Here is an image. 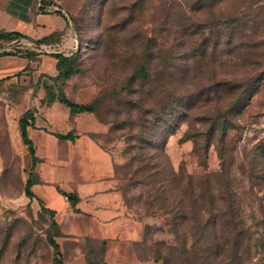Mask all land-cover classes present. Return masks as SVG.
Wrapping results in <instances>:
<instances>
[{
    "label": "rangeland",
    "instance_id": "374dc122",
    "mask_svg": "<svg viewBox=\"0 0 264 264\" xmlns=\"http://www.w3.org/2000/svg\"><path fill=\"white\" fill-rule=\"evenodd\" d=\"M260 1L264 17V0ZM72 3L81 37L78 71L73 81L77 85L94 83L100 89L97 115L111 125L105 141L118 144L120 159L125 164L119 171L124 177L126 201L137 214L160 222V242L154 243V255L157 251L162 264H190L192 258L183 248L185 244L190 247L192 240L186 239L184 226L175 228L171 220L173 174L185 169L202 193L209 190L211 194L225 185L223 178L209 177L221 170L217 150L212 147L208 158L195 156L194 144L186 138L190 119L183 115L187 108L194 109L196 114L204 111L200 106L195 108L187 94L193 89L188 87L193 54L189 38L199 31L198 25L206 16L202 8L206 3ZM260 38L254 35L252 40ZM250 59L253 61L248 65L239 58L222 56L216 65L219 78L241 80L264 71V50L252 51ZM142 65L148 78L136 74ZM233 120L236 123L229 133L224 162L229 174L224 178L229 181L245 232V264H250V259L264 264V154L260 152L264 150V86L251 106ZM24 172L23 152L17 149L15 160L5 164L1 180L4 197L13 188L17 201L14 210L0 217V264H57L56 251L50 244L53 216L35 203L24 205ZM221 188L226 190V186ZM217 204L221 205V201L217 200ZM206 244L201 241L197 251Z\"/></svg>",
    "mask_w": 264,
    "mask_h": 264
},
{
    "label": "crops",
    "instance_id": "0c3cea01",
    "mask_svg": "<svg viewBox=\"0 0 264 264\" xmlns=\"http://www.w3.org/2000/svg\"><path fill=\"white\" fill-rule=\"evenodd\" d=\"M75 13L72 0H0V34L23 40L16 52L0 54V217L16 208L14 189L4 197L1 180L22 150V201L53 216L62 264H162L154 255L160 222L127 203L118 144L105 141L111 125L61 102L87 106L100 90L75 84L77 73L61 77L60 58L81 52ZM27 114L34 156L20 127Z\"/></svg>",
    "mask_w": 264,
    "mask_h": 264
},
{
    "label": "trees",
    "instance_id": "16d2710c",
    "mask_svg": "<svg viewBox=\"0 0 264 264\" xmlns=\"http://www.w3.org/2000/svg\"><path fill=\"white\" fill-rule=\"evenodd\" d=\"M204 1L206 4L202 8L205 9L206 16L198 25L199 31L189 38L192 40L193 54L188 69V79L190 77L191 80L187 79L190 83L188 87L193 88L187 96L192 98L195 108L200 106L204 111L196 114L194 109L187 108L183 115L190 119L187 120L189 128L186 138L193 142L195 156L208 158L212 147L217 150L222 161L221 170L209 177L223 178L225 185L222 184L221 187L226 186V190L223 192L220 187L211 194L209 190L202 193L194 177L181 168L179 173L173 174L174 209L171 220L175 228L178 225L184 226L186 239L192 240L190 247L185 244L183 248V252H187L192 258L190 264H245L242 250L245 232L233 201V193L229 190V181L224 178L227 177L225 174H229L226 173L224 162L230 130L234 128L233 124L239 123L238 119L236 122L233 119L250 107L254 97L261 93L264 71L253 77L247 75L241 80H228L219 78L216 65L222 56L239 58L250 65L253 61L250 59L252 51L264 50L263 6H260L259 0ZM254 35H260V41L252 40ZM18 36L0 34V42H10ZM77 63L78 58H60L61 77L64 80L77 73ZM136 74L149 77L143 65L138 66ZM61 102L73 113L97 112L100 98L87 106H78L66 98H62ZM29 117L27 114L20 120V127L23 141L34 156L33 145L26 131ZM260 152L264 154V150ZM27 193L30 195L29 189ZM217 200L221 201V205L218 206ZM52 226H55L54 222ZM201 241H206L207 244L197 251ZM50 244L56 251L57 264H62L53 237L50 238ZM248 262L263 264L259 259H250Z\"/></svg>",
    "mask_w": 264,
    "mask_h": 264
},
{
    "label": "built area",
    "instance_id": "2783aa9c",
    "mask_svg": "<svg viewBox=\"0 0 264 264\" xmlns=\"http://www.w3.org/2000/svg\"><path fill=\"white\" fill-rule=\"evenodd\" d=\"M23 40L21 39H15L10 42H6L3 45L0 46V54L2 53H14L18 50V48L21 46Z\"/></svg>",
    "mask_w": 264,
    "mask_h": 264
}]
</instances>
